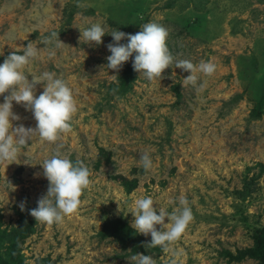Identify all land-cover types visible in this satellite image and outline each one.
<instances>
[{"label":"rangeland","instance_id":"374dc122","mask_svg":"<svg viewBox=\"0 0 264 264\" xmlns=\"http://www.w3.org/2000/svg\"><path fill=\"white\" fill-rule=\"evenodd\" d=\"M148 21L168 29L175 59L215 65L213 74H197L202 90L175 65L151 81L133 69L124 87L122 68L104 67L112 36L100 45L81 37L94 22L135 34ZM52 32L65 45L49 56ZM30 41L41 52L28 70L65 79L78 112L60 141L34 137L17 161L0 162V264H131L137 252L157 264H259L233 256L264 226V0H0V63ZM42 91L39 83L34 95ZM12 111L21 118L13 127H35L22 104L13 101ZM57 148L82 160L92 183L62 224L37 223L29 209L49 183L40 163ZM145 151L150 171L139 163ZM145 195L168 211L181 196L192 208V222L165 249L146 247L150 235L137 233L135 246L103 228L118 218L131 226L134 201Z\"/></svg>","mask_w":264,"mask_h":264},{"label":"clouds","instance_id":"9594fccd","mask_svg":"<svg viewBox=\"0 0 264 264\" xmlns=\"http://www.w3.org/2000/svg\"><path fill=\"white\" fill-rule=\"evenodd\" d=\"M140 27L141 31L135 34L118 29L106 32L104 24L94 22L80 32L87 44L94 42L100 45L103 36H112V42L106 45L110 52L104 66L107 70L118 72L131 57L133 69L150 81L160 79L166 68L175 65L190 73L184 78L185 84H191L197 90L205 87L204 82L198 83L197 74H213L215 65L212 62L201 61L194 64L189 59H175L167 44L168 29L163 24L148 21ZM122 40H126V43H121ZM45 42L54 44L48 52L49 56L55 55V48L65 45L56 32L45 37ZM40 52L41 48L30 41L22 52H11L0 63V95L9 92L3 97V102H0V162L17 161L24 146L34 137L56 143L72 129L74 116L78 112L73 89L55 73L44 71L37 75L28 70V66L39 59ZM28 73L32 74L31 81L27 78ZM111 76L118 77L115 74ZM39 83H43V91L36 96L34 92ZM13 101L32 112L36 121L34 128L23 124L13 127L12 121L21 119L12 111ZM139 163L145 171H150L153 167V160L147 151L140 154ZM40 164L43 175L49 182L48 188L46 194L37 200V206L29 209V213L37 223L62 224L66 217L78 211L81 197L92 183L91 170L82 160L71 159L59 148L53 150ZM154 203L158 207H154ZM19 206L23 211L24 203L21 202ZM130 212L134 217L131 227L138 234L151 236L146 245L151 249L167 248L182 236L193 220L192 208L183 196L179 197L177 207L168 211L151 195H145L135 199ZM157 225L161 226L160 230H157ZM129 260L131 264H157V260L151 255L139 252L129 257ZM169 264H176V260L171 259Z\"/></svg>","mask_w":264,"mask_h":264},{"label":"trees","instance_id":"16d2710c","mask_svg":"<svg viewBox=\"0 0 264 264\" xmlns=\"http://www.w3.org/2000/svg\"><path fill=\"white\" fill-rule=\"evenodd\" d=\"M126 43V40L124 41ZM130 60L125 62L121 67L120 73V84L124 87L129 85L135 75L133 67L130 65ZM103 228L107 234L112 236L114 239L119 240L125 244L138 245L137 233L135 230L127 224V222L121 219H114L110 223H106ZM252 245L244 251H239V255H234L233 259H241L242 256H247L252 259H256L259 264H264V226H260L254 229L252 234Z\"/></svg>","mask_w":264,"mask_h":264}]
</instances>
